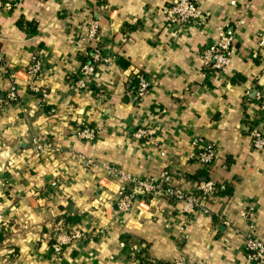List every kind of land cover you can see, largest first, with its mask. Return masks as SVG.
I'll list each match as a JSON object with an SVG mask.
<instances>
[{
    "label": "crops",
    "instance_id": "1",
    "mask_svg": "<svg viewBox=\"0 0 264 264\" xmlns=\"http://www.w3.org/2000/svg\"><path fill=\"white\" fill-rule=\"evenodd\" d=\"M194 1L202 22L186 30L169 22L174 0H21L0 12V52L8 70L0 72V213L14 227L0 244V264H139L137 247L126 240L142 244L161 264H255L244 240L252 227L264 243V153L250 138L253 128L264 135L256 99L264 90L258 87L264 0ZM89 21L99 25L97 44L85 41ZM220 28L233 39L235 54L227 72L207 76L200 56ZM95 47L112 63L101 64L88 87L79 89L78 73ZM35 57L42 71L29 82ZM137 74L151 84L141 100H135ZM14 84L19 101L10 103ZM81 123L99 130L95 141L76 137ZM142 127L156 130L154 145L134 139ZM36 138L55 150L36 158ZM196 138L217 148L209 169L190 159ZM78 155L141 178L167 170L186 193H196L202 180L227 192L208 203L207 215L152 198L136 201L123 215L115 203L116 181L79 169ZM64 217L79 221L67 225ZM60 226L80 228L84 239L58 257L51 245Z\"/></svg>",
    "mask_w": 264,
    "mask_h": 264
},
{
    "label": "built area",
    "instance_id": "2",
    "mask_svg": "<svg viewBox=\"0 0 264 264\" xmlns=\"http://www.w3.org/2000/svg\"><path fill=\"white\" fill-rule=\"evenodd\" d=\"M21 0H17L13 5L4 4L0 0V12L10 11L13 7H17ZM235 5V2L232 3ZM103 9H106L105 7ZM169 22L178 30L189 29L193 25H200L202 15L199 6L194 0H174L169 10ZM259 48H264V36L259 35ZM85 41L89 44H97L99 42V25L97 22L89 21L88 32L85 36ZM234 41L228 37L224 29L218 30V40L209 48L205 49L200 56L203 64V70L207 76L214 74H224L227 72L231 64L233 55L235 54ZM91 46V45H90ZM259 54L253 55V58H258ZM91 63L85 64L77 76L76 86L79 89L88 87V80H91L95 75L97 68L101 64L110 65L112 61L104 55L100 47L92 48L89 53ZM8 71L5 66L4 57L0 52V72ZM42 71L41 62L35 57L32 58L31 64L27 69V76L34 82ZM134 81L137 82V91L135 100L143 99L150 90V81L143 74L134 76ZM102 97V96H101ZM257 103L262 112H264V90L257 93ZM7 100L10 103L19 101V88L16 84L12 85L7 94ZM99 130L91 128L85 123H81L76 132V137L86 142L95 141ZM137 141L146 140L148 143H153L156 140V130L151 127H142L136 130L133 135ZM252 147L256 151L264 153V135L257 129L253 128L250 132ZM194 154L190 156L191 160L196 161L205 169L211 168L217 161V148L214 144L208 142L204 138H196L192 141ZM55 149L52 144L42 141L40 138L33 140V155L36 158H44L49 156ZM59 151V150H57ZM163 158L165 153L160 154ZM14 164L13 160L9 161V166ZM76 165L83 171L96 170L103 172L104 175L116 181L118 191L115 196V203L121 214L127 215L133 209L135 202L142 198H152L155 200H172L175 202H183L185 204L184 211L188 214L202 213L209 214L207 209L208 203L213 200L219 192L225 190L224 185H218L214 181H202L197 185L196 193H186L173 184L174 179L171 173L163 170L159 175L150 178H141L129 174L121 169L115 168L107 163L99 162L95 159H89L82 155H78ZM3 172L0 169V173ZM3 187L7 184L2 183ZM58 187L57 182L51 184L52 189ZM249 215V214H247ZM246 215V216H247ZM225 225L232 227L233 225L225 222ZM249 233L245 235L244 248L249 255V260L255 264H264V243L254 233V229L250 227ZM14 233V227L9 224L3 213H0V234ZM84 239V233L77 227L60 226L57 228L55 239L51 245L53 254L60 257L66 247L79 243ZM133 251H137L134 249ZM172 264H191L184 260H178Z\"/></svg>",
    "mask_w": 264,
    "mask_h": 264
},
{
    "label": "trees",
    "instance_id": "3",
    "mask_svg": "<svg viewBox=\"0 0 264 264\" xmlns=\"http://www.w3.org/2000/svg\"><path fill=\"white\" fill-rule=\"evenodd\" d=\"M91 63V59L88 58L87 59V64ZM134 91L136 93L137 91V82L134 81ZM207 179V178H206ZM202 181H205V180H202ZM201 181V182H202ZM227 192V187L225 186V190L222 191V192H219L218 194H216V196L218 195H221V194H225ZM71 218H67V217H64L63 218V221L65 222V224L69 225V224H77L79 219L78 218H75V219H71ZM8 235V233H5V232H2L0 234V244L5 240L6 236ZM126 244H127V247H130V246H136L137 247V251L135 252V256H134V259L139 263V264H161L159 262H152L150 260V257L148 255V252H147V248L143 247L142 244H137L135 245L133 243V241L131 240H126Z\"/></svg>",
    "mask_w": 264,
    "mask_h": 264
},
{
    "label": "water",
    "instance_id": "4",
    "mask_svg": "<svg viewBox=\"0 0 264 264\" xmlns=\"http://www.w3.org/2000/svg\"><path fill=\"white\" fill-rule=\"evenodd\" d=\"M260 88H264V78L262 79V81L260 82L259 86Z\"/></svg>",
    "mask_w": 264,
    "mask_h": 264
}]
</instances>
